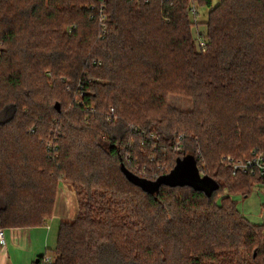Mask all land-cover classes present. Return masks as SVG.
<instances>
[{
	"label": "trees",
	"instance_id": "16d2710c",
	"mask_svg": "<svg viewBox=\"0 0 264 264\" xmlns=\"http://www.w3.org/2000/svg\"><path fill=\"white\" fill-rule=\"evenodd\" d=\"M192 4L209 10L206 50ZM65 86L81 97L70 109ZM174 94L192 108L172 107ZM140 136L182 151L152 176L124 154ZM262 150L264 0H0V226L43 224L64 175L80 212L61 222L51 264H264L263 225L216 199L223 178L244 196L259 181L221 156ZM187 156L215 188L160 182Z\"/></svg>",
	"mask_w": 264,
	"mask_h": 264
},
{
	"label": "rangeland",
	"instance_id": "374dc122",
	"mask_svg": "<svg viewBox=\"0 0 264 264\" xmlns=\"http://www.w3.org/2000/svg\"><path fill=\"white\" fill-rule=\"evenodd\" d=\"M208 8L207 7H200L199 8V15L197 16L196 20H198L197 22H195L194 20V27H193V35H195V37L197 38L199 34V32H205L206 30V24L205 22L207 21V14H208ZM197 26V27H196ZM60 96L63 98L65 105H63L66 109H70L73 108L74 105H77V103H79L81 100V97L79 95H70V88L66 87L62 88L60 90ZM62 100V99H60ZM168 103L172 106V107H177L178 109L181 110H189L190 108H192L193 102L192 99H187L183 96L174 94L171 95L169 98ZM111 108H113L112 106L110 107V115H109V119H111V117H113V120H118V118H120V115L117 113V110L113 111L111 110ZM114 109V108H113ZM116 114V117H115ZM114 115V116H113ZM86 120L89 118V115H86L84 117ZM58 120V119H56ZM152 136V135H150ZM157 138V137H156ZM51 139L49 137L45 138L43 137L41 139V141H45V144L47 145V143L50 141ZM53 141V140H52ZM128 146L129 148H132V152L133 155L130 152H124V154H126V156H131L134 160V166H136L138 169H142L145 170L148 168V166L150 168H154V169H158V168H163V169H169L172 165V160L174 158H176L177 155H179V153L182 151V146L179 144V142H176L175 146L173 147H168V148H164L162 149V151H155L158 144H154V145H150L149 147H147L145 144L143 145V139L140 136V139L138 138H133L131 140H129L128 142ZM47 154L52 156L48 151ZM229 159H235V157H232L231 155H227V154H223L221 156V161L223 163V165L226 168H230V163H229ZM178 168L177 171H173L172 173H170V177H168V183L170 184H177V183H189V184H194L197 187L200 188H204L206 189V187H211L214 185L213 181H208L207 178H205L202 174L198 173L196 170V166L193 163L192 157H186L182 160H180L177 164ZM135 167V168H136ZM180 173V175L177 173ZM152 176H155V174H151ZM153 185H156V182H151ZM148 182V183H149ZM58 188H57V192L55 195V204L53 207L52 212L54 213V209L56 206V202L59 198V189L61 187V185H66L68 186V190L69 193L71 195H69V197H74V200L76 202H74V204L76 206H73L71 210V215L68 216L66 219L64 220H75L79 214V197L77 196V192L75 187L72 185V183L69 182V180H67L65 178L64 175H62L61 179H59L58 181ZM256 182H253L252 185V190L250 192V194L248 196H244L240 193H233L232 191H230L228 188H223L225 185H227V183L225 182V178L222 179V189L220 191V193H218L216 195V199L218 201H220L221 196L223 195H232V197L234 199H236L237 201V205L238 208L240 210V212L249 220H251L253 223L256 224H262L263 219H262V213H263V209H264V189L262 187H257L256 186ZM145 187V186H144Z\"/></svg>",
	"mask_w": 264,
	"mask_h": 264
},
{
	"label": "crops",
	"instance_id": "0c3cea01",
	"mask_svg": "<svg viewBox=\"0 0 264 264\" xmlns=\"http://www.w3.org/2000/svg\"><path fill=\"white\" fill-rule=\"evenodd\" d=\"M69 195L68 186L61 185L54 213L43 224L5 229L7 244L0 247V264H37L42 255H51L58 244L61 222L76 206L74 197Z\"/></svg>",
	"mask_w": 264,
	"mask_h": 264
},
{
	"label": "built area",
	"instance_id": "2783aa9c",
	"mask_svg": "<svg viewBox=\"0 0 264 264\" xmlns=\"http://www.w3.org/2000/svg\"><path fill=\"white\" fill-rule=\"evenodd\" d=\"M146 1H148V0H146ZM172 3H173V1L170 2V4H172ZM92 8H93V6H92ZM99 10H100V13H99L98 24L100 27V31H99L98 38L104 37L108 31V28H109V24H107L106 9L104 7H101ZM190 12H191L192 20L197 22L198 20H196V18L199 15V6H197L196 4H192L191 8H190ZM91 18H93V15ZM197 35H198V37L196 38V40L198 42L199 48L206 50V46H207L206 37L204 35H202V33H200V32ZM81 91H82V88H81ZM81 91H80V93L82 94ZM89 109L90 108H86V110H88V111H89ZM91 110H94V108H91ZM111 110L114 111L115 109L111 108ZM151 135L154 138H156V137L159 138L158 136L154 135L153 133ZM55 147H56L55 141L50 140L47 143V149H48V152L50 154ZM127 160L129 162H131V160H133V158L131 156H127ZM229 160H230L229 163H230V167L232 168L233 175L237 174V173H242L245 175L251 174L252 176H256L259 179L256 186L262 187L264 189V150H262L260 152L255 151L253 153V155L248 157L247 159H234V160L229 159ZM160 169L161 168H158L156 170L154 169L155 171L152 172V174H156L157 172H159ZM144 172H147L146 169L144 170ZM262 219H263L262 233H264V209H263V213H262ZM6 244H7V242H6L5 228H2L0 226V247L6 246ZM52 259H53L52 255L46 254V256L44 258L45 264H51Z\"/></svg>",
	"mask_w": 264,
	"mask_h": 264
},
{
	"label": "water",
	"instance_id": "95a60500",
	"mask_svg": "<svg viewBox=\"0 0 264 264\" xmlns=\"http://www.w3.org/2000/svg\"><path fill=\"white\" fill-rule=\"evenodd\" d=\"M56 107L59 109L60 108V104L59 103H57L56 104ZM187 157H190V156H187ZM192 157V156H191ZM186 158V157H185ZM180 160H182V159H180ZM179 160V161H180ZM192 160H193V158H192ZM178 161V162H179ZM193 163H194V160H193ZM195 166H196V164H195ZM178 168V167H177ZM177 168L175 169V171H177ZM197 170V169H196ZM198 172V171H197ZM199 173V172H198ZM180 175V173L178 172L177 173V175ZM130 175V177H131V179L132 180H137L139 183H141L143 186H145V188L147 187H149V186H152V185H150V184H148L145 180H143V179H139V178H137L135 175L133 176L132 174H129ZM171 175H168V176H166V178H163L162 180H160V182H166V183H168L167 181H168V177H170ZM207 178V177H206ZM207 180L208 181H210L211 179H209V178H207ZM211 181H213V180H211ZM214 182V181H213ZM170 184V183H169ZM181 184H186V183H181ZM187 184H189V183H187ZM158 185H159V181L158 182H156V185L154 184L153 185V187H150V189H157V187H158ZM192 185V184H191ZM194 185V184H193ZM217 186V184L214 182V185L213 186H211V187H206V189L205 190H208V191H211L213 188H215ZM197 187V186H196ZM200 188V187H199ZM202 189H204V188H202Z\"/></svg>",
	"mask_w": 264,
	"mask_h": 264
}]
</instances>
